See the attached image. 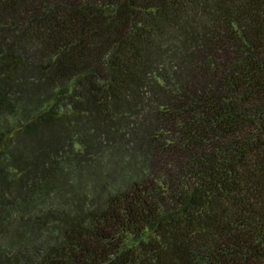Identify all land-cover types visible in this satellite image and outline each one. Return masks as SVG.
<instances>
[{
  "label": "trees",
  "instance_id": "1",
  "mask_svg": "<svg viewBox=\"0 0 264 264\" xmlns=\"http://www.w3.org/2000/svg\"><path fill=\"white\" fill-rule=\"evenodd\" d=\"M0 264H264V0H0Z\"/></svg>",
  "mask_w": 264,
  "mask_h": 264
}]
</instances>
